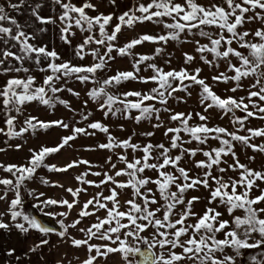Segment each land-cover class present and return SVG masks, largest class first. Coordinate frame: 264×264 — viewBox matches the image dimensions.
Returning <instances> with one entry per match:
<instances>
[{
    "label": "rangeland",
    "instance_id": "374dc122",
    "mask_svg": "<svg viewBox=\"0 0 264 264\" xmlns=\"http://www.w3.org/2000/svg\"><path fill=\"white\" fill-rule=\"evenodd\" d=\"M30 17L26 3L5 22L0 61L11 44L17 65L49 61L14 35L45 32ZM91 56L86 68L47 69L43 95L19 96L0 148V231L54 238L39 240V264H95L110 250L122 264L144 252L152 264H264V0H133ZM62 143L100 148L114 167L119 151L132 159V226L110 250L90 240L104 230L47 214L58 182L75 185L58 171ZM91 161L101 172L104 159Z\"/></svg>",
    "mask_w": 264,
    "mask_h": 264
},
{
    "label": "crops",
    "instance_id": "0c3cea01",
    "mask_svg": "<svg viewBox=\"0 0 264 264\" xmlns=\"http://www.w3.org/2000/svg\"><path fill=\"white\" fill-rule=\"evenodd\" d=\"M26 3L30 18L35 22L44 21L45 32H21L14 35L25 38L28 44L22 42L21 46L29 53L37 56V53L41 54L44 50L49 61L35 65H17L13 56L8 57L13 52L12 44L2 50L4 55L0 61V148H7L11 143L10 122L17 116L19 96L43 95L47 69H79L91 66L94 44L103 36L115 32L133 15V0H0V44L4 37L9 36L5 22L21 13ZM43 36L45 40L38 43V37ZM65 146L63 143L56 145L62 149L56 157V160L59 159L56 161L57 165L60 164L58 171L63 176L73 178L75 185L73 188L67 186L65 179L58 182L50 196V202L47 199V206H51L47 214L62 228L104 230L98 236L91 234L90 240L97 241L96 244L110 250L112 244L118 245L117 230L132 226L130 208L127 210L130 196L132 197V159L127 161L128 153L119 151L115 153L116 160L122 162L114 167L109 153L100 148L91 147L89 149L92 150L88 151H85L86 148H78V151H73L76 147ZM100 157L104 159V168L98 172L95 171L97 161L91 160ZM81 167L84 168V173L82 169L80 171ZM98 182L102 183L105 189L102 193L105 194L92 191L96 189L95 184ZM86 188H89L87 191L90 194L82 196ZM53 225L55 226L54 223ZM86 237H76L77 244L91 243ZM39 240L42 243L45 240L54 241V238L51 240L47 236L39 237L37 231L29 233V236L27 233L21 235L19 231H0V264H39ZM110 251L107 254L104 252V256L96 259L94 263L122 264L118 261V255ZM68 256L67 253L65 258ZM48 257H45L46 264H51L52 259ZM84 261L85 258L81 260L82 264H85Z\"/></svg>",
    "mask_w": 264,
    "mask_h": 264
},
{
    "label": "bare ground",
    "instance_id": "6f19581e",
    "mask_svg": "<svg viewBox=\"0 0 264 264\" xmlns=\"http://www.w3.org/2000/svg\"><path fill=\"white\" fill-rule=\"evenodd\" d=\"M142 255H143V259H142V263L143 264H152V254L151 253H148V252H144V253H142Z\"/></svg>",
    "mask_w": 264,
    "mask_h": 264
},
{
    "label": "water",
    "instance_id": "95a60500",
    "mask_svg": "<svg viewBox=\"0 0 264 264\" xmlns=\"http://www.w3.org/2000/svg\"><path fill=\"white\" fill-rule=\"evenodd\" d=\"M148 253H149V252H148ZM140 256H141V260H142V259H143V258H142V254H141ZM152 260H153V259H152ZM142 262H143V261H142ZM142 264H143V263H142Z\"/></svg>",
    "mask_w": 264,
    "mask_h": 264
},
{
    "label": "flooded vegetation",
    "instance_id": "af4514ba",
    "mask_svg": "<svg viewBox=\"0 0 264 264\" xmlns=\"http://www.w3.org/2000/svg\"><path fill=\"white\" fill-rule=\"evenodd\" d=\"M142 257H143V255H142Z\"/></svg>",
    "mask_w": 264,
    "mask_h": 264
}]
</instances>
